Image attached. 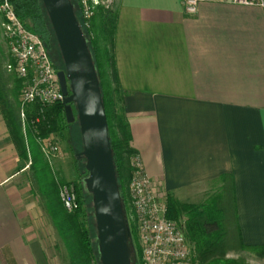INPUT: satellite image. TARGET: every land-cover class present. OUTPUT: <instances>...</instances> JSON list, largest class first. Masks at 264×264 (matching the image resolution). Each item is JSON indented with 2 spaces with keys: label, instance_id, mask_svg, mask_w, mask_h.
I'll return each instance as SVG.
<instances>
[{
  "label": "crops",
  "instance_id": "0c3cea01",
  "mask_svg": "<svg viewBox=\"0 0 264 264\" xmlns=\"http://www.w3.org/2000/svg\"><path fill=\"white\" fill-rule=\"evenodd\" d=\"M117 7L131 145L155 187L199 203L207 184L209 193L233 176L242 241L264 245V4L204 0L195 13L183 0ZM23 160L0 109V264H49L21 208Z\"/></svg>",
  "mask_w": 264,
  "mask_h": 264
},
{
  "label": "trees",
  "instance_id": "16d2710c",
  "mask_svg": "<svg viewBox=\"0 0 264 264\" xmlns=\"http://www.w3.org/2000/svg\"><path fill=\"white\" fill-rule=\"evenodd\" d=\"M10 1L25 25L43 38L55 66L62 68L60 64L61 62L64 64L63 57L43 0ZM72 2L82 24L79 0H72ZM117 19V4L115 7L100 5L93 16L92 28L87 29L83 25L82 28L99 77L120 193L126 209L132 169L130 156L135 150L131 145L130 121L123 105L126 91L120 85L116 67L115 28ZM4 58L1 50L0 109L19 154L26 160L31 157L32 181L44 197L54 224L72 253L73 263L102 264L98 238L94 240L89 223L82 218L88 205L84 192L86 187H82L79 182H69L74 186L78 203L74 210H68L59 193L61 179L55 175L54 167L45 158L35 137L37 132L47 135L55 131L63 135L65 128H72L76 122L79 123V120L78 118L72 122L67 120L63 101L47 106L44 117L40 121L32 122L33 117L38 113V109L32 108L28 114L26 137L20 116L19 92L22 81L14 71L11 73L6 70ZM79 136L83 147L81 129H79ZM72 137L73 135L70 138L71 148L76 152V144ZM31 139L37 142L39 152L33 151ZM76 158L77 161L86 159L80 152L76 154ZM83 173L86 175L89 173L86 165ZM234 190L233 176L225 174L222 176L220 185L210 191L207 197L199 203L183 202L171 195L167 197V215L174 218L180 217L183 213L186 215L188 235L195 242L198 257L202 261L210 264H252L225 257L231 248H249L259 254H264V245H246L242 241L235 212ZM133 233H135L134 228ZM133 238L136 250L140 254L136 238ZM133 264H139L138 255L133 259Z\"/></svg>",
  "mask_w": 264,
  "mask_h": 264
},
{
  "label": "built area",
  "instance_id": "2783aa9c",
  "mask_svg": "<svg viewBox=\"0 0 264 264\" xmlns=\"http://www.w3.org/2000/svg\"><path fill=\"white\" fill-rule=\"evenodd\" d=\"M113 0H79L82 24L91 29L93 16L100 5L108 6ZM204 0H183L188 13H195ZM246 4H264V0H233ZM0 28L8 45L10 60L6 67L21 79L20 116L27 135L28 114L38 109L33 121L44 117L47 106L63 101L57 68L43 38L25 25L10 0H0ZM32 111V110H31ZM40 148L53 166L55 156L62 151L60 139L53 131L47 135L36 133ZM131 176L128 184L126 214L139 246V264H210L197 254L195 242L185 228V219L167 215V196L155 187L146 171L140 153L130 156ZM60 197L68 210L77 206V194L72 183L60 184Z\"/></svg>",
  "mask_w": 264,
  "mask_h": 264
},
{
  "label": "water",
  "instance_id": "95a60500",
  "mask_svg": "<svg viewBox=\"0 0 264 264\" xmlns=\"http://www.w3.org/2000/svg\"><path fill=\"white\" fill-rule=\"evenodd\" d=\"M63 57L58 70L69 122L79 120L102 264H132L124 207L99 77L72 0H43Z\"/></svg>",
  "mask_w": 264,
  "mask_h": 264
},
{
  "label": "rangeland",
  "instance_id": "374dc122",
  "mask_svg": "<svg viewBox=\"0 0 264 264\" xmlns=\"http://www.w3.org/2000/svg\"><path fill=\"white\" fill-rule=\"evenodd\" d=\"M117 0L109 2L108 6L105 7H115ZM4 53V61L7 64L8 57L10 56L8 52V45L5 38L2 36L0 28V52ZM6 59V60H5ZM58 59V58H57ZM62 60V57H61ZM63 61V60H62ZM64 63V61H63ZM61 67H64V64H60ZM6 70L8 71L6 65ZM11 72L12 71H8ZM21 90V87H20ZM20 99V92H19ZM79 123L76 122L71 128H65L63 130V135L59 132H56L57 138L60 139L62 151L60 155L55 156L53 163L54 173L60 180V184L64 182H79L83 187L87 188L86 185V174L83 173L84 166L86 165V159L77 161L76 154L80 152L83 147L81 139L79 136ZM73 135V140L76 144V152L72 150L70 144V138ZM27 137V135H25ZM33 151L39 152V146L35 140L31 139ZM24 164L22 175L19 177L20 183L22 184V209L26 213V224L29 228L30 233L36 235V239L39 240L42 245L46 258L48 259L49 264H74L72 261V253L68 248L65 240L60 235L59 230L57 229L54 221L46 207L45 199L38 191L36 185L32 181V169L30 167V159H25L22 162ZM85 188L86 200H87V210L82 215V218H85L87 223L90 225V231L96 241L98 238L97 227H96V218L93 204V195L89 190ZM209 185H206L205 193L198 201H202L206 198L209 190ZM174 218V217H172ZM178 219H185V228L186 227V215L183 213ZM188 234V232H187ZM189 236V235H188ZM190 237V236H189ZM130 240L131 246V260L133 264V259L137 257L138 251L136 250L135 243ZM191 239V238H190ZM225 257L233 258L241 263H252V264H264V254H259L257 251L251 250L249 248H231L227 251Z\"/></svg>",
  "mask_w": 264,
  "mask_h": 264
}]
</instances>
